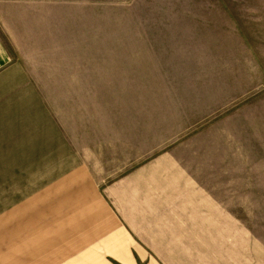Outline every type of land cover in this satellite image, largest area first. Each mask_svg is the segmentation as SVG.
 Listing matches in <instances>:
<instances>
[{
    "label": "rangeland",
    "instance_id": "rangeland-1",
    "mask_svg": "<svg viewBox=\"0 0 264 264\" xmlns=\"http://www.w3.org/2000/svg\"><path fill=\"white\" fill-rule=\"evenodd\" d=\"M0 1L57 128L0 169V264H264V57L225 0Z\"/></svg>",
    "mask_w": 264,
    "mask_h": 264
},
{
    "label": "crops",
    "instance_id": "crops-1",
    "mask_svg": "<svg viewBox=\"0 0 264 264\" xmlns=\"http://www.w3.org/2000/svg\"><path fill=\"white\" fill-rule=\"evenodd\" d=\"M1 4L0 1V7ZM221 13L230 20L227 32L230 33L228 39L235 42L234 54L264 57V0H225ZM26 42L16 36L15 28L0 11V169L11 164L5 161H14L13 153L29 150L25 147L28 144L47 147L53 144L52 115L36 95L39 106H35L30 92L36 87L35 82L24 63L14 58L27 53L22 51L28 48ZM29 106L37 112L34 118L26 119L22 112ZM37 128L42 129L43 134ZM56 137L59 150L66 151L62 134L56 132ZM47 147L40 151H51ZM0 176H3L1 172Z\"/></svg>",
    "mask_w": 264,
    "mask_h": 264
}]
</instances>
